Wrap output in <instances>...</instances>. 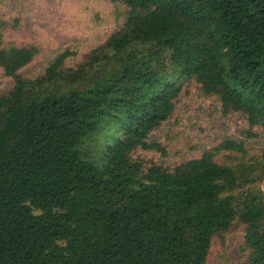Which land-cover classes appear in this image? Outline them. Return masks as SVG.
<instances>
[{
	"label": "trees",
	"instance_id": "16d2710c",
	"mask_svg": "<svg viewBox=\"0 0 264 264\" xmlns=\"http://www.w3.org/2000/svg\"><path fill=\"white\" fill-rule=\"evenodd\" d=\"M110 1L128 11L92 52L104 63L92 78L63 70L65 52L27 79L36 48L0 39L13 80L0 93V264H206L212 237L237 222L247 264H264V195L243 189L251 169L216 159L244 154L242 140L172 171L131 157L160 149L148 137L174 110L176 79L264 129V0Z\"/></svg>",
	"mask_w": 264,
	"mask_h": 264
},
{
	"label": "rangeland",
	"instance_id": "374dc122",
	"mask_svg": "<svg viewBox=\"0 0 264 264\" xmlns=\"http://www.w3.org/2000/svg\"><path fill=\"white\" fill-rule=\"evenodd\" d=\"M128 9L110 0H0V39L3 47L34 46L36 55L19 73L27 79L44 75L49 63L67 53L62 69L77 71L84 66L87 78H92L102 63H91L92 52L124 23ZM148 49V46L144 50ZM99 64V65H98ZM180 94L170 117L149 134V142L160 149H136L131 154L144 170L160 165L173 170L177 165L198 158L204 150L214 148L226 138L242 140L245 153L222 152L216 159L222 163L246 167L253 182L243 186L264 195V129L249 126L243 112H224L216 96L207 95L198 83L176 79ZM13 86L11 77L0 68V93ZM152 89L144 96L149 97ZM109 127V125H108ZM116 128L100 136L110 142ZM251 134V137H248ZM115 137V136H114ZM97 158L96 144L90 149ZM245 225L237 222L225 233L212 237L206 264H247L244 244Z\"/></svg>",
	"mask_w": 264,
	"mask_h": 264
}]
</instances>
